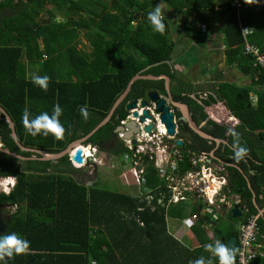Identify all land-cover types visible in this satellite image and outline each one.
<instances>
[{
	"label": "trees",
	"instance_id": "16d2710c",
	"mask_svg": "<svg viewBox=\"0 0 264 264\" xmlns=\"http://www.w3.org/2000/svg\"><path fill=\"white\" fill-rule=\"evenodd\" d=\"M240 1L244 6L236 12L229 0H0V106L11 118L18 142L45 153L63 151L99 124L130 79L152 64L158 65L141 74L169 76L177 84L174 99L194 105L189 97L193 90L175 78L170 66L163 63L170 61L173 50L169 19L163 15V33L153 31L147 20V13L162 3L180 22L187 38L203 36L200 24L209 29L215 22L221 23L225 63L235 65L243 75L251 77V82L248 86L218 83L211 86L210 92L231 117L239 120L238 131L246 143H250V133L254 132L259 141L256 149H261L264 74L252 66L250 55L243 54L240 29L250 28L252 32L246 40L264 53V4ZM80 38L88 44L89 52L77 48ZM26 66L36 67L35 75L48 76L46 91L31 82ZM148 90L165 95L163 80L135 81L110 120L84 143L94 149L110 140L119 121L127 115L125 104L144 98ZM208 97L215 102L214 97ZM54 104L62 109L59 120L65 129L63 137L28 135L21 122L23 111L27 109L30 118L41 111L50 114ZM81 107L87 110L86 118L81 116ZM221 113L225 115L224 110ZM9 133L7 124L0 121L5 146L22 156H31L19 151ZM230 140L239 142V147L246 149L245 154L255 159L250 164L254 172L251 189L264 194V159L246 148L236 134ZM125 152L121 143L110 154L121 157ZM228 155L234 156V152L226 150L220 157ZM0 156V176L17 178L3 199L20 205L1 233L14 231L29 241L24 253L0 264H189L200 256L216 264L215 257L203 245L215 240L226 243L237 234L235 224L246 217L242 213L233 219L229 211L215 222L212 235L204 229L207 218L199 217L190 227V240L198 238L199 242L183 244L166 229L167 218L185 219L183 202L150 211L144 201L127 193L103 190L99 182L86 186V182L73 179L71 174L79 170L71 166L68 156L57 161H23L20 174L16 159L1 153ZM90 158L89 164L93 162ZM189 167L187 160L180 162L179 174ZM227 169L233 177L224 189L225 195H240V207L247 209V215H256L242 177L235 169ZM146 174L149 186L159 185L160 190L167 191L152 167H146ZM168 197L166 193L165 201ZM196 211L192 207L191 214ZM257 223L264 234L263 218L258 217ZM200 230L204 231V240ZM256 263L264 264V258Z\"/></svg>",
	"mask_w": 264,
	"mask_h": 264
},
{
	"label": "flooded vegetation",
	"instance_id": "af4514ba",
	"mask_svg": "<svg viewBox=\"0 0 264 264\" xmlns=\"http://www.w3.org/2000/svg\"><path fill=\"white\" fill-rule=\"evenodd\" d=\"M171 71L173 73L175 70L171 69ZM159 76H161V75H159ZM168 78H169V91H170V95L172 97V100L174 102L182 103L186 106L189 119H187L181 113V111L179 110L178 107L170 106V109L173 112L172 121L174 124L175 136L170 137V136L166 135L162 139L160 144H159L158 139H156L155 137L154 138L152 137L153 139H152V141H149V144L153 147V149L159 145L165 146V149H167L168 152L174 154L178 158L179 163L183 162L184 160H187L190 167H193L194 170L197 171V175H195V177L198 178V177H201L202 174H205L207 176L208 169H210V167L212 166L213 161L215 162V160H216L214 158L218 159V161H216L217 164H220L219 161L223 162V159L220 158V156L217 153L221 152L222 154H225L226 150H230V151L234 152L236 150V148L239 147V142H236V140H233L234 142H232L230 140V138L232 137V134H236L237 139H239V141L241 143H243L246 146V148H248L249 150H255L259 146V141L256 138V133H254V132L250 133V136H249L250 143H246L244 137H242L243 133H240L238 131V126L240 124L238 119L231 117L230 115H227L226 112H225V115L222 114L219 117V119H217L215 116H213L212 114H210L208 112V109H210L211 111L215 110V106H213V104L215 102L212 103L208 97L210 95V89H211L212 85L210 86V84L208 83L207 86L200 87L199 91H194V93L196 92L195 95L197 96V97L195 96V99H192L193 102H195V104H196V106H195V104L193 105V103L183 102V101H179V100L174 99L173 94L177 90V88H175V86L177 84H176V81L171 80L169 76H168ZM175 78H176V75H175ZM163 89L165 91L164 81H163ZM153 91H156L162 98H164L166 103L168 102V96L166 94V91H165V95H161L157 90H153ZM221 106L224 108L222 103H221ZM142 109H143V107H141L139 105V102H136V110L131 109V110H129V112L125 110V106H124V110L127 112V115L119 121L118 126H124V124L128 121H135V122H137L139 130L140 129L142 130V128L144 126L148 125V124L144 123L147 119H145V121L143 123H139L137 118H134L131 115V113L133 111H137L140 115ZM223 110L225 111V108ZM0 121H4L7 124L5 118L2 115H0ZM147 121L149 122V124L152 123L153 127H152V130L150 133H146V132L145 133L150 135V136L153 134L157 136L158 131H157L156 127H157L158 120L154 119L153 121H149V120H147ZM120 122H124V123L121 124ZM190 122L204 136H201L197 132H195L190 127V125H189ZM7 127H8V124H7ZM10 133H11V130H10ZM10 133H9V135H10ZM208 136H210L211 139H208ZM125 140L126 139H124L123 136L120 137L119 133H114V131H113V135H112L111 139L101 142L99 144L98 148L101 151H103L104 153H106L108 156L110 154V152L115 151L121 143L123 144V147H124L125 146L124 144H126ZM132 140H135V139H132ZM177 140H179L180 145L175 144V141H177ZM216 140H219V141H216ZM84 145H86V144H84ZM2 147L7 148L4 144V142L2 141L1 136H0V148H2ZM25 148H27V147H25ZM98 148L96 147L97 151L99 150ZM7 149L10 152H13L9 148H7ZM29 149H33V148H29ZM19 151L20 152H28V151H22L20 149H19ZM210 151L213 152L214 156H212V157L209 156ZM0 153L5 154L2 152H0ZM13 153L22 156L21 154H18L17 152H13ZM28 153H31V152H28ZM31 154L32 155L29 157L22 156L24 158H27L26 160H20V159H16V158L12 157V158L17 160L16 165H17V172L19 174L22 171L21 162L29 161V160H36L37 158H40V155H38L36 153H31ZM124 155H127V153H123V155L121 157L123 158ZM28 158H35V159H28ZM155 159H157V158H154L152 162L144 163V165L146 167L150 166L153 169H156V166H154ZM87 165L94 166L93 164L85 163L84 167H86ZM90 170L92 172H86V173L82 172V174H79L80 173V170H79L78 173H74V174H77L76 176L78 179L83 178L84 176H87L88 178H91L93 176L95 179L96 169H90ZM145 175L147 178L146 169H145ZM218 176H219V179L222 182H225V184L227 185L230 178L232 179L233 174L226 167L221 166ZM206 178L208 179V176ZM0 181H6L7 182L5 185H0V221L3 224V230H4L5 222L9 221L10 218L13 217L14 213H18V209H19L20 205L17 203L7 202L3 199V195H8L12 191V189L14 188L16 181H17L16 176L15 175L0 176ZM96 182L94 181L91 185H87V183H86V186H92ZM147 183H148V179H147ZM150 187H151L153 193H155V191L156 192L159 191L160 186L158 185V186H150ZM231 195H235V194H231ZM3 230L1 232H3Z\"/></svg>",
	"mask_w": 264,
	"mask_h": 264
},
{
	"label": "built area",
	"instance_id": "2783aa9c",
	"mask_svg": "<svg viewBox=\"0 0 264 264\" xmlns=\"http://www.w3.org/2000/svg\"><path fill=\"white\" fill-rule=\"evenodd\" d=\"M254 2L257 4H264V0H254ZM229 3L231 7L236 10V12L242 9L244 6L240 0H229ZM240 31L242 37L244 38V42L242 44L243 54L250 55L252 59V66L254 68L260 69L264 74V54L258 47L248 43L246 40V36H248L252 30L248 27H242ZM160 126H162L163 130L159 129ZM157 129V136L154 134L150 136L146 133H142L138 138V142L147 143L148 141H152V139L155 137L159 140L160 144L164 138L163 135L165 134L164 125L158 122ZM144 147H146V145ZM77 148L82 150L81 156L83 158V162L86 163L91 155L89 157L86 156L84 151H89V147L80 146ZM138 148L141 151L143 150L142 146H138ZM129 149H131L130 146ZM91 150L93 149L91 148ZM73 152L71 154H73ZM167 152L168 151L165 149V146L160 145V157L159 163L157 165V171L159 179L163 183L162 187H164L167 191L165 192L164 190H160L161 187H159L158 195H154L153 191L145 185V179L142 175L143 172L139 168L140 158H138V156L136 157L138 150L132 154V157L129 155H124V157L121 158V164L127 163L130 165L133 185L138 187L137 197L143 199L146 206L150 207V211H153L155 208V205L152 203L153 200H156V205H165L167 207L169 204L178 203L179 201L185 200L186 194H191L192 196L202 200V213L211 215V220H215L219 205L225 202V195L222 191L223 188L216 187L214 189L212 187V183H209L208 179L206 178L208 174L207 176L202 174V178L195 177V175H197V171H195L193 167H190L189 170L184 174H179L178 158L174 154ZM133 158L135 159L133 160ZM70 162L76 167L80 166L79 164L74 163L72 160H70ZM93 162L98 163V165L102 163L100 159H93ZM121 164L119 163V165ZM1 183L2 181L0 184ZM217 183H224L225 185V182H222L220 179L217 180ZM209 186L212 187L211 190ZM166 193H169L170 196L168 197L167 202L164 203ZM170 197L172 199H170ZM234 204H240V199H236ZM241 211L246 217L244 220L239 221L235 227L237 231L236 243L234 245L235 262L236 264H258L256 263V260L264 258V234L260 232L259 225L257 223L258 216L251 214L247 215L248 211L245 207H241ZM140 225L142 224L140 223Z\"/></svg>",
	"mask_w": 264,
	"mask_h": 264
},
{
	"label": "crops",
	"instance_id": "0c3cea01",
	"mask_svg": "<svg viewBox=\"0 0 264 264\" xmlns=\"http://www.w3.org/2000/svg\"><path fill=\"white\" fill-rule=\"evenodd\" d=\"M162 13L169 19V36L173 43V50L170 56V64L172 69L175 70L174 73L176 78L182 82L183 85L189 86V88L199 91L200 87L207 86L208 83L215 85L218 83H232L237 85L241 82V86H248L251 82V77L243 75L235 65H227L224 58V46L222 45V25L219 22H215L209 29H205L202 33H207L203 42L194 43L191 38H186L183 34L182 27L179 21L174 19V16L171 15L168 9H165L160 3ZM78 49L83 50L84 52H89V46L83 38H80L77 45ZM203 59L202 63H199L198 60ZM24 63L26 61L24 60ZM36 67L27 68V77L35 75ZM247 76V77H246ZM235 78L232 82L227 81L226 79ZM159 80V79H157ZM126 98V97H125ZM125 100V99H124ZM251 100L254 102L255 97L252 96ZM224 106V105H223ZM226 111V110H225ZM229 115L228 111H226ZM84 146H87L84 145ZM264 149V148H263ZM264 150L255 149L253 154L259 158L264 159ZM235 153V151H234ZM219 156L220 153H217ZM209 156H214L213 152H209ZM223 162L219 161L220 164H217V158L215 162L213 161L212 166L208 170V182L212 183L214 187H218L217 180L219 179V172L221 166L226 168L235 169L239 175L242 177L244 182L245 189L250 192L251 203L256 210L257 216L263 218L264 221V194L262 192H256L251 189V185L254 184L251 180V176H254L253 170L250 169L251 160H255L249 153L242 156L240 162L237 164V159L232 155L221 156ZM227 159L232 161L228 162ZM221 165V166H220ZM216 185V186H215ZM223 187L222 191L226 188ZM213 187V188H214ZM260 188V187H259ZM258 188V189H259ZM261 190V188L259 189ZM223 194L225 195L224 191ZM240 199V195H225V202L219 205L218 212L222 217L226 216L229 213L228 206H231L236 199ZM185 212L191 214L193 206L199 205V202H196L195 199H191L189 202H184ZM175 220V219H174ZM181 233L179 236H181ZM185 236V234H184ZM177 239V238H175Z\"/></svg>",
	"mask_w": 264,
	"mask_h": 264
},
{
	"label": "water",
	"instance_id": "95a60500",
	"mask_svg": "<svg viewBox=\"0 0 264 264\" xmlns=\"http://www.w3.org/2000/svg\"><path fill=\"white\" fill-rule=\"evenodd\" d=\"M162 63V62H161ZM163 63L167 64L170 66V68L172 69V66L170 64L169 60L163 61ZM158 64H152L147 66L146 68H144L143 70H141L139 73H137L135 76H133L130 81L128 82L125 90L123 91V93L115 100V102L113 103L110 111L108 112V114L105 116V118L99 123L97 124L87 135L83 136L82 138H79L73 142H71L63 151H60L58 153H45L42 152L38 149H29V148H25L23 147L17 140L16 134L14 132V125L10 119V117L8 116V114L6 113V111L0 106V115H2L7 124L9 129L11 130L10 136L12 138V140L14 141V144L22 151H28L31 153H36L38 155H40V158H37L36 160H40V161H56L64 156H68L69 160H72L74 163L76 164H83V159H82V150L80 147L90 136H92L99 128H101L103 125H105L110 118L112 117L114 111L122 104V102L124 101L125 97L127 96V94L129 93L132 84L137 81V80H157V79H162L164 81V87H165V91L166 94L168 96V102L166 103V101L164 100V98H162L156 91L153 90H148L145 92L144 98H139V99H132L131 101L127 102L125 104V110L129 112V110L134 109L136 110V102H139V105L141 107H143V109L141 110V114L139 115V113L137 111H133L131 113L132 117L137 118L139 123H143L145 121V119L149 120V121H153L154 119H157L158 122L162 125H164V129L166 132L167 136L170 137H174L175 136V132H174V124H173V112L170 109V106H176L179 108V110L181 111V113L187 118L189 119L188 116V112H187V108L184 104L182 103H178V102H174L172 100V97L170 95V91H169V78L166 75H161V76H153V75H142L141 73H143L145 70L149 69L152 66H156ZM210 95L212 97H214L215 99V103L213 104V106H215V110L211 111L210 109H208V112L210 114H212L213 116H215L217 119H219V117L222 115V110H220V108H218V105L220 106V100L216 97V95H214L213 93L210 92ZM189 97L191 99H195V94H190ZM190 127L197 132L199 135L204 136L202 133H200L195 126L190 122L189 123ZM152 123L144 126L142 128V130L146 133H150L152 130ZM124 128H126L127 130L125 131ZM161 129V127L159 128ZM139 127L137 125V123L135 121H128L124 124V126H118L115 130L114 133L117 132H121L123 135L124 139H128L131 138L133 134H137L139 133ZM158 131V129H157ZM208 139H211L210 136H208ZM219 141V140H216ZM132 143H135V140H131ZM176 145H180L179 140L175 141ZM75 148H77L76 150H74ZM74 150L73 154L72 151ZM0 152L5 153L11 157H14L16 159H20V160H26L27 158H24L20 155H17L13 152H10L7 148H0ZM28 159H35V158H28ZM92 183H87V185H91ZM199 207L197 208L198 212H199ZM241 209L239 207L238 204H234L231 206V217L234 218H239L241 216ZM3 230V224L0 221V232ZM236 242V236L231 237L228 241H226V245L230 246V247H234V244ZM7 258H5L4 260H6Z\"/></svg>",
	"mask_w": 264,
	"mask_h": 264
},
{
	"label": "clouds",
	"instance_id": "9594fccd",
	"mask_svg": "<svg viewBox=\"0 0 264 264\" xmlns=\"http://www.w3.org/2000/svg\"><path fill=\"white\" fill-rule=\"evenodd\" d=\"M147 20H148L149 24L151 25L153 31L158 32V33L164 32V30H165V24L163 22L164 16H163L160 4H157L155 7L152 8L151 11H149L147 13ZM48 79L49 78L47 75H42V76L41 75H33L31 77V82L34 85L38 86L41 90L46 91L47 86H48ZM192 94H195V93H192ZM61 112H62L61 107L58 104H54L52 106V110H51L50 114L47 111H41L38 114L31 116V118H30V114H29L28 110L25 109L22 113V116H21V122H22L24 129L28 135H31L33 137H35L37 135H40V136L51 135L55 139H61L63 137L64 132H65L64 126L59 120ZM80 113H81V116L83 118L87 117V110L85 107H81ZM161 130H163V128H161ZM165 136H166V132L163 135V137H165ZM81 146H83V147L88 146L90 149L89 152L91 153V157H93V154L96 151V148L93 149L91 147V145H89V144H87V146H84V144H82ZM91 148L93 150H91ZM245 152H246V149L243 147L236 148L235 153H234L235 159H237V160L241 159L242 156L245 154ZM83 165H85L84 162H83ZM83 165L81 164L78 167H81ZM5 182L6 181H2V183L0 185H5L7 183V182L6 183ZM225 185H224V183L219 184L218 187L223 188V187H225ZM135 198H138V197L136 196ZM138 199L141 202L144 201L143 199H140V198H138ZM170 199H172V198L170 197ZM191 199H195L196 202H199V205L193 206V207H196V210L199 207L200 208L199 212L197 210L195 213L189 214L185 219L182 220V223L184 224L187 221L188 217L191 218V222L187 226V228H190L194 224V222H196V220L199 219V217H201V218L205 217V218H207V221H205L204 229L207 232V234L209 232L210 235H212V231H210L209 229H212V227L214 226L215 222H217V220H219L220 218H224L225 216L222 217V215H218L215 220H211V215L202 214L203 202L201 199L196 198L195 196H192L191 194H186L185 200L179 201L178 203L169 204L167 207L169 208V207H171V205H177V204H180L182 202L183 203L189 202ZM164 202H167V200L166 201L164 200ZM152 203L155 205L154 210L156 209L157 206H161V205H156V200H153ZM232 205H234V203ZM238 205L240 207V204H238ZM145 206H146V204H145ZM231 206H228V209L230 208L229 211L231 210ZM146 207L150 208L148 206H146ZM163 207L167 208L165 205H163ZM240 209H241V207H240ZM240 212H241V214L243 213L242 211H240ZM208 217H209V220H208ZM192 219H193V221H192ZM237 223L235 224V227L237 226ZM206 228H208V231L206 230ZM28 245H29V241L24 239L17 232L13 231V232H8V233H0V261H4L5 258L11 259L14 255H20V254L24 253L27 250ZM203 248L206 251L210 252L211 256L215 257L216 264H234V260H235V249H234V247L227 246L225 243H223L220 240H215L212 243H205L203 245ZM189 264H212V260L211 259L206 260L205 257L200 256L197 259H195L194 261H190Z\"/></svg>",
	"mask_w": 264,
	"mask_h": 264
},
{
	"label": "rangeland",
	"instance_id": "374dc122",
	"mask_svg": "<svg viewBox=\"0 0 264 264\" xmlns=\"http://www.w3.org/2000/svg\"><path fill=\"white\" fill-rule=\"evenodd\" d=\"M44 17V15H43ZM205 28L207 29V25L206 24H200L199 29L201 32H204ZM203 36H195L197 38H194V36L191 38L192 41L195 43H200L203 42L206 34L207 33H202ZM187 38V37H186ZM169 39L170 36H169ZM261 51V50H260ZM263 53V52H262ZM264 54V53H263ZM24 61V60H23ZM199 63H202L204 60H198ZM25 65H27V63H24ZM169 66V65H168ZM29 66H26V68H28ZM247 77V76H246ZM29 78H31V75H29ZM235 78H229L226 79L229 82H232ZM237 85H242L241 82H239ZM195 91V90H193ZM196 94V92H195ZM218 108H220V110H223L224 108L220 105H218ZM226 111H224L225 113ZM85 144V143H83ZM264 146H261L262 150ZM264 153V151H262ZM97 155V157L95 156ZM91 161L93 159H100L102 161V163L100 165H98V163L96 162H92V165H87L86 167L81 166V167H75L74 165L71 164V166L77 170H80L79 174H82V172H92L90 169H96V175H95V179L92 176L91 178H88L87 176H84L83 178H77V174H71L72 178L75 179L78 182L81 183H93L94 181L99 182V188L103 189V190H109V191H115V192H124L129 194L132 197H136L138 195V190H137V186L133 185V179H132V173L130 172V165L127 163H122L121 164V157H114L111 154L107 156L106 153H104L103 151H95L93 154V158H90ZM87 163V162H86ZM119 163L121 165H119ZM97 166V167H95ZM128 184V185H127ZM219 186V184L217 185ZM203 214V213H202ZM189 214L185 212L184 210V216H188ZM220 215V213L217 212V216ZM185 217V218H186ZM193 221V219H192ZM191 222V218H187V221L183 224L182 220H173L172 218H167L166 219V229L168 231V233H170L172 236H174L175 238H177L178 240H180L183 244H188L189 241H193L194 244L199 242V239L196 238V240H190V228H187V226L190 224ZM225 223V221H224ZM223 223V224H224ZM220 227V226H219ZM206 230L208 231V228H206ZM210 231H212V229H209ZM201 231V235H202V239L204 240V231ZM206 232V231H205ZM181 233H183L181 236H179ZM196 233V237H197V232ZM185 234V236H184ZM193 234V232H192ZM194 235V234H193Z\"/></svg>",
	"mask_w": 264,
	"mask_h": 264
},
{
	"label": "bare ground",
	"instance_id": "6f19581e",
	"mask_svg": "<svg viewBox=\"0 0 264 264\" xmlns=\"http://www.w3.org/2000/svg\"><path fill=\"white\" fill-rule=\"evenodd\" d=\"M43 58H45L44 56H43ZM121 124H123L124 122H120ZM137 123V122H136ZM145 124H149V122L146 120L145 122H144ZM118 127V126H117ZM116 127V128H117ZM161 128H162V126H160ZM157 128V127H156ZM124 130L126 131L127 129L126 128H124ZM163 132V131H162ZM117 133H119V136L120 137H122L123 135H122V133L121 132H117ZM142 133H145L144 131H142L141 129H140V132L139 133H137V134H133L132 135V137L131 138H128V139H126L125 140V142H126V144H124L125 146V148H126V152L125 153H127V155H129L130 157H132V154L133 153H135L136 152V150H138V153L136 154V157L138 156V158H140V163H139V168L142 170V172H143V177H144V179H145V185L149 188V189H151V187L148 185V183H147V178H146V175H145V169H146V166L144 165V163H149V162H152L153 161V159L154 158H157V159H155V161H154V166H156V169H154V171L156 172V175H157V177L159 178V176H158V171H157V165H158V163H159V149H160V145L159 146H157L156 148H154L153 149V147L149 144V141L147 142V143H139L138 142V138H139V136L142 134ZM132 139H135V143H132L131 142V140ZM146 145V147H144ZM129 146L131 147V149H129ZM138 146H142L143 147V150L141 151V150H139V148H138ZM73 152V151H72ZM85 152V154H86V156H90L91 155V153L89 152V151H84ZM135 158H133V160H134ZM216 186V185H215ZM212 187H214V185L212 186ZM212 187L211 186H209V188H210V190L212 189ZM214 189H215V187H214ZM152 190V189H151Z\"/></svg>",
	"mask_w": 264,
	"mask_h": 264
}]
</instances>
